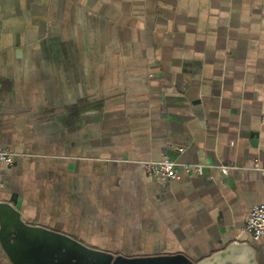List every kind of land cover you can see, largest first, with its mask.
<instances>
[{
  "label": "crops",
  "instance_id": "0c3cea01",
  "mask_svg": "<svg viewBox=\"0 0 264 264\" xmlns=\"http://www.w3.org/2000/svg\"><path fill=\"white\" fill-rule=\"evenodd\" d=\"M263 116L264 0H0V146L20 153L0 164V201L27 224L129 260L179 257L129 264L233 241L264 264L243 229L264 203ZM162 158L178 179L147 174Z\"/></svg>",
  "mask_w": 264,
  "mask_h": 264
},
{
  "label": "water",
  "instance_id": "95a60500",
  "mask_svg": "<svg viewBox=\"0 0 264 264\" xmlns=\"http://www.w3.org/2000/svg\"><path fill=\"white\" fill-rule=\"evenodd\" d=\"M36 239H40L43 243L38 246L30 244ZM48 241L52 246H57L53 251L54 255L47 249ZM0 243L12 264H67L62 252L65 248L75 257L73 264H129L134 261L149 263L155 260L170 261L179 258L169 256L129 260L120 255L115 256L93 249L77 242L73 237L25 223L18 211L9 203L2 201H0ZM185 264L259 263L256 251L249 242L233 241L195 263L186 260Z\"/></svg>",
  "mask_w": 264,
  "mask_h": 264
},
{
  "label": "built area",
  "instance_id": "2783aa9c",
  "mask_svg": "<svg viewBox=\"0 0 264 264\" xmlns=\"http://www.w3.org/2000/svg\"><path fill=\"white\" fill-rule=\"evenodd\" d=\"M262 122L264 123V116ZM18 155L20 153L0 146V164L12 165L14 158ZM143 167L150 177L157 180H176L179 178L178 164L168 158H162L158 161H144ZM231 168L233 167L229 165L219 166L223 174H227ZM186 169H192L196 173L202 172V166L198 164L186 167ZM2 186L0 177V188ZM243 229L253 239L264 241V203L255 204L250 208Z\"/></svg>",
  "mask_w": 264,
  "mask_h": 264
}]
</instances>
